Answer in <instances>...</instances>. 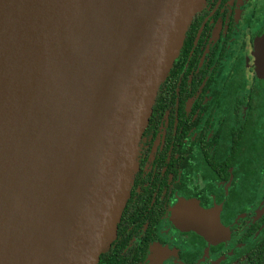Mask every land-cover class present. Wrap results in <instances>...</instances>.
<instances>
[{"label":"water","instance_id":"95a60500","mask_svg":"<svg viewBox=\"0 0 264 264\" xmlns=\"http://www.w3.org/2000/svg\"><path fill=\"white\" fill-rule=\"evenodd\" d=\"M205 0H0V264H97Z\"/></svg>","mask_w":264,"mask_h":264},{"label":"flooded vegetation","instance_id":"af4514ba","mask_svg":"<svg viewBox=\"0 0 264 264\" xmlns=\"http://www.w3.org/2000/svg\"><path fill=\"white\" fill-rule=\"evenodd\" d=\"M97 264H264V0H205Z\"/></svg>","mask_w":264,"mask_h":264}]
</instances>
